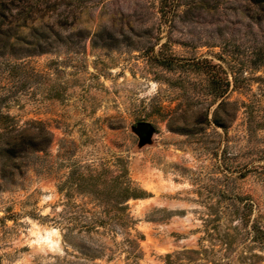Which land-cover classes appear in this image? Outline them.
<instances>
[{"label": "rangeland", "instance_id": "374dc122", "mask_svg": "<svg viewBox=\"0 0 264 264\" xmlns=\"http://www.w3.org/2000/svg\"><path fill=\"white\" fill-rule=\"evenodd\" d=\"M52 2L51 47L0 73V113L53 134L0 181V264H264L246 225L264 233V18L246 0Z\"/></svg>", "mask_w": 264, "mask_h": 264}, {"label": "trees", "instance_id": "16d2710c", "mask_svg": "<svg viewBox=\"0 0 264 264\" xmlns=\"http://www.w3.org/2000/svg\"><path fill=\"white\" fill-rule=\"evenodd\" d=\"M161 1L163 5L168 0ZM246 6L251 12L250 17L264 18V0H246ZM55 7L52 0H0V73L9 77L22 73L26 70L27 58L44 53L51 47L48 39L52 32L61 28L63 21L61 15L55 14ZM166 15H170L169 11ZM67 16H63L64 20ZM108 28L103 25L95 33ZM11 120L10 116L0 113V181L8 183L24 175L38 154L48 149L53 137L40 120L29 119L21 125L12 124ZM128 198L129 195L125 194L122 204ZM117 218L123 224L130 217L123 212ZM247 224L252 230L251 240L262 242L264 233L256 222H250L246 214ZM137 257L134 255L136 261ZM165 257L167 262L170 254Z\"/></svg>", "mask_w": 264, "mask_h": 264}, {"label": "water", "instance_id": "95a60500", "mask_svg": "<svg viewBox=\"0 0 264 264\" xmlns=\"http://www.w3.org/2000/svg\"><path fill=\"white\" fill-rule=\"evenodd\" d=\"M132 130L138 137L139 144L149 143L154 131L152 125L146 121L138 122Z\"/></svg>", "mask_w": 264, "mask_h": 264}, {"label": "bare ground", "instance_id": "6f19581e", "mask_svg": "<svg viewBox=\"0 0 264 264\" xmlns=\"http://www.w3.org/2000/svg\"><path fill=\"white\" fill-rule=\"evenodd\" d=\"M168 184H169V186H171V183H170V182H169ZM167 204L175 205L174 203H171V202H170V203L167 202ZM51 230H52V229H51ZM53 231H55V229H53ZM57 242H58V240L56 239V240H55V243L57 244ZM42 249H43V248H42Z\"/></svg>", "mask_w": 264, "mask_h": 264}]
</instances>
